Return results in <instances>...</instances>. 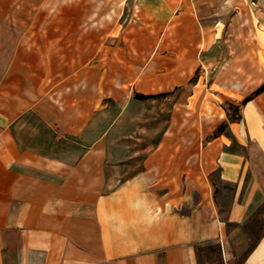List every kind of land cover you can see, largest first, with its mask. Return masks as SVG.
I'll return each mask as SVG.
<instances>
[{
  "label": "crops",
  "instance_id": "obj_1",
  "mask_svg": "<svg viewBox=\"0 0 264 264\" xmlns=\"http://www.w3.org/2000/svg\"><path fill=\"white\" fill-rule=\"evenodd\" d=\"M92 1L89 36L88 0L78 34L68 0H0V264H264V90L183 128L263 84L248 0Z\"/></svg>",
  "mask_w": 264,
  "mask_h": 264
},
{
  "label": "rangeland",
  "instance_id": "obj_2",
  "mask_svg": "<svg viewBox=\"0 0 264 264\" xmlns=\"http://www.w3.org/2000/svg\"><path fill=\"white\" fill-rule=\"evenodd\" d=\"M63 1V0H56V5H60L59 2ZM89 1V5H88V33L89 36L94 33L97 30V25L95 23V18L97 17V10L95 8V4L94 1H92V3H90ZM74 2H79V0H68V3L71 5V7H73V17L75 15V18L72 20V31L73 33L78 34L80 32V25H79V19L80 18V10H79V5H76V3ZM74 7H76V9H74ZM111 11V10H109ZM263 18L264 20V3H261L259 0H248V10H247V15L245 18H243L242 24L246 26V40L243 41L244 44L247 45L248 49L255 51H258L259 54H263L264 56V23L263 25L259 24V21H261V19ZM105 27V26H104ZM119 30L116 29L114 34L117 33ZM123 31V28L121 29V32ZM229 38L228 35L224 34V37L222 36V39L217 41L216 43V47L222 51H230L233 47L231 46V42L227 39ZM243 38V37H242ZM119 42V45H123L124 43V39L123 37L117 39ZM73 44V48L77 47L79 48V42H72ZM96 41H94L93 39H89L88 40V50H92L95 47ZM74 59V58H73ZM78 59V57H77ZM92 59L89 57V60ZM94 60V59H93ZM203 75L202 80L205 81L206 83H208L209 80H211V77L209 74H206L204 72H202V70H199L197 72V76L195 79H198L199 76ZM264 84V82H263ZM262 84V85H263ZM261 85V86H262ZM260 86V87H261ZM200 87L202 88L203 85L201 83ZM253 88V89H248L244 92H242V95L245 94L244 97H240V95L229 91V90H225V89H221L219 87H215L213 91H217L218 93L220 92L222 94V96L220 95H216L214 96V94L210 93L208 94L209 97L214 98L218 103L216 108L213 107L212 104H210L207 100L206 104L203 107V116L205 117H200L201 120H196V118L198 117V111L195 114L193 111V106L192 105H185V110H184V121H183V128L184 130L187 129H191L194 126L198 125V127L202 130V129H206L207 132H212L213 134H217L220 133L221 131H223V129L226 127L228 120L229 121H233V120H237L241 117V109L242 106L245 104L243 103L245 99H251L252 97H254L256 94H258V89L260 88ZM206 91V90H204ZM212 91V90H210ZM190 92V90L188 91ZM239 93V92H238ZM137 95V94H136ZM135 95V96H136ZM226 95V96H225ZM228 96H230L233 99H229ZM139 96V95H137ZM235 98V99H234ZM209 99V98H206ZM170 106H168L169 108ZM189 113V114H188ZM194 113V114H193ZM193 114V115H190ZM195 115V116H194ZM199 118V117H198ZM175 121L171 122L169 121V126L170 127H174L175 125ZM186 140V138H185Z\"/></svg>",
  "mask_w": 264,
  "mask_h": 264
},
{
  "label": "trees",
  "instance_id": "obj_3",
  "mask_svg": "<svg viewBox=\"0 0 264 264\" xmlns=\"http://www.w3.org/2000/svg\"><path fill=\"white\" fill-rule=\"evenodd\" d=\"M263 90H264V84L258 89L257 92L260 93V92L263 91ZM248 100H249L248 98L245 99L243 103H246Z\"/></svg>",
  "mask_w": 264,
  "mask_h": 264
}]
</instances>
